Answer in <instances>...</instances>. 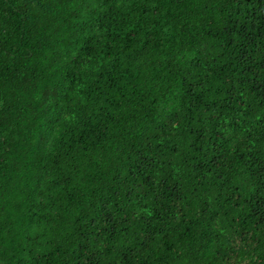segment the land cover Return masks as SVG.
Masks as SVG:
<instances>
[{"label":"trees","instance_id":"trees-1","mask_svg":"<svg viewBox=\"0 0 264 264\" xmlns=\"http://www.w3.org/2000/svg\"><path fill=\"white\" fill-rule=\"evenodd\" d=\"M0 264H264V0H0Z\"/></svg>","mask_w":264,"mask_h":264}]
</instances>
